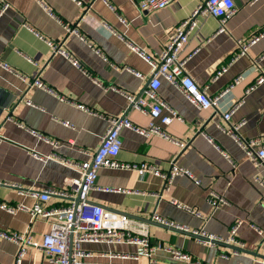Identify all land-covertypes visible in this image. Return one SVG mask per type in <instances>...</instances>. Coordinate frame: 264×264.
Returning a JSON list of instances; mask_svg holds the SVG:
<instances>
[{
	"label": "crops",
	"instance_id": "crops-1",
	"mask_svg": "<svg viewBox=\"0 0 264 264\" xmlns=\"http://www.w3.org/2000/svg\"><path fill=\"white\" fill-rule=\"evenodd\" d=\"M6 1L10 8L0 19V62L11 71L0 70V89L9 99V108L0 116V133L5 138L0 145V204L33 208L38 199L22 192L65 189L66 180L77 177L57 161L40 157L57 155L88 161L87 153L99 149L109 119L126 116L136 127H149L150 116L129 109V97L146 89L152 69L130 49L129 43L159 57L176 27L207 0H173L165 9L151 13L140 12L138 3L142 0H108L113 9L102 0ZM234 3L236 13L223 33H218L217 19L197 17V28L180 59L192 56L186 71L197 83L208 87L209 96L221 94L243 76L241 83L217 109L198 110L175 84L159 77L160 98L182 121L166 125L158 119L155 124L183 146L156 135L148 138L131 129L121 131L120 163H145L164 173L175 163L200 181V186L188 177H177L167 191L161 177L139 175L133 170L101 169L98 189L88 198L90 204L148 224L156 251L151 261H137L136 245L84 243L83 250L90 255L86 264H187L173 259L164 250L167 247L184 251L199 264H264V236L251 227L264 232V189L254 182L257 177L264 180V168L257 169L219 127H230L223 115L243 101L231 122L245 121L240 131L246 139L264 136V83L246 95V90L264 77V0ZM260 35L263 37L249 47L247 54L233 62L241 51L238 41L248 44ZM73 60L80 67L74 66ZM225 67L227 71L217 77ZM35 79L58 96L37 87L30 89L28 83ZM27 101L34 106L27 105ZM168 115L164 110L162 116ZM211 192L227 203L214 210L207 203ZM172 200L198 211L208 217L207 221L172 205ZM67 204L53 197L48 206ZM154 215L187 227L189 232L203 229L222 237H228L236 221L243 220L238 231L243 247L205 246L194 236L161 227L152 220ZM0 230L27 234L39 242L49 226L41 218L32 221L29 212L12 215L0 209ZM17 253V245L0 238V264H15ZM22 264L51 263L41 251L28 247Z\"/></svg>",
	"mask_w": 264,
	"mask_h": 264
},
{
	"label": "built area",
	"instance_id": "built-area-1",
	"mask_svg": "<svg viewBox=\"0 0 264 264\" xmlns=\"http://www.w3.org/2000/svg\"><path fill=\"white\" fill-rule=\"evenodd\" d=\"M102 1L113 9L108 3V0ZM172 1L173 0H142L138 3V9L142 13H151L165 9ZM9 8L10 3L6 0H0V19L6 14ZM235 13L236 7L234 0H207L194 11L190 18L176 27L174 34L170 37L168 45L159 57L148 54L138 46L129 43L130 49L148 63L152 69L151 79L146 89L137 96L129 97V109H136L150 116L152 121L149 127L146 129L136 127L126 116L109 119V129L102 137L99 149L94 153H87L89 156L88 161L78 162L67 160L61 157L59 158L57 155H53L54 157H40V159L46 158V160L57 161L64 167L75 172L77 177L68 178L65 183L67 188L65 189L44 190L41 193L33 191L22 192L23 194L32 195L38 199V203L33 208H28L23 204H19L18 206L0 204V209L9 214L15 215L21 211L29 212L32 221L41 218L45 220L49 226L48 233H46L39 242L34 241L33 238L27 236V234L11 233L0 230V238L18 246L15 264H22L28 247L41 251L49 259L51 264H86L85 259L90 255L83 250L84 243L136 245L137 252L134 258L137 261L141 259H148L151 261L153 259L156 249L151 245L148 224L134 220L125 214L109 211L101 206H94L90 204L88 198L93 190L98 189L97 180L99 171L103 168L133 170L138 172L139 175L151 174L155 177H161L165 180V189L167 191L170 190L174 179L177 177H188L193 180L196 185L200 186V181L196 180L189 171L175 163L172 164V167L166 173L161 172L156 166L145 163L141 165L120 163L117 157L122 149L121 131L122 129H131L135 133L148 138L156 135L173 141L178 145H182L169 137L163 132L161 127L155 124V121L158 119H161L162 123L166 125L171 124L175 120L182 121L178 114L168 108L165 102L160 98L158 93L161 87L159 77H164L167 81L175 84L186 100L198 110L217 109L221 100L226 97L236 85L241 83L243 76L237 77L230 87L221 94L209 96L206 93L208 87L197 83L186 71V64L192 56L182 60L180 59V54L188 44L191 33L197 28L198 24L196 19L198 16H210L217 19L220 25L218 33H223L226 31V24ZM120 21L127 25L124 19H120ZM68 31H70V29H68ZM112 33L117 35L115 31H112ZM261 37H263V35L253 39L248 44H243L241 40L238 41L241 51L233 62L245 56L249 47L256 44ZM49 45L52 46V43H49ZM59 53L65 57L68 56L67 53L63 51H59ZM261 60H264V56L261 57ZM72 62L74 66L80 67L77 61L73 60ZM1 69L11 71L7 64L0 62V70ZM226 71L227 67L223 68L218 73L217 77ZM22 80L26 81L25 78H22ZM263 83L264 77H260L255 85L246 90V95H249L257 86ZM28 84L30 89L37 87L58 96L52 90L48 89L40 79L30 81ZM59 99L61 101H67L64 97H59ZM243 103V101L236 103L230 111L223 115V118L230 124V127L224 128L222 125H219V127L246 153L249 161H251L257 169H261L264 168V136L250 140L246 139L240 131L245 125V121L238 124L231 122L233 114ZM26 104L34 106L31 101H27ZM164 110L169 112L168 116H162ZM204 136L210 143H213L212 139L205 134ZM4 140L5 138L0 133V145ZM45 140L54 147H59L57 143L49 139ZM217 149L220 150L219 147H217ZM222 154L231 161L226 153L222 152ZM254 182L264 189V180L257 177ZM99 190L105 192L117 191L104 188H100ZM53 197L64 199L68 204L64 207H49L48 203ZM207 203L212 206L214 210H217L227 202L221 195L211 192L208 195ZM171 204L204 221L208 219V217L204 218L198 211L177 203L174 200L171 201ZM152 220L170 228L189 232L187 227L163 219L158 215H154ZM243 224V220H237L231 227L228 237L210 234L203 229L195 230L191 233L197 237L201 244L208 247L226 244L241 248L243 244L239 240L238 231ZM251 227L260 236H264V232L258 227L254 225ZM164 250L171 254L172 258L177 261H182L187 264H199L193 262L191 256L180 249L167 247ZM262 263H264V259Z\"/></svg>",
	"mask_w": 264,
	"mask_h": 264
},
{
	"label": "water",
	"instance_id": "water-1",
	"mask_svg": "<svg viewBox=\"0 0 264 264\" xmlns=\"http://www.w3.org/2000/svg\"><path fill=\"white\" fill-rule=\"evenodd\" d=\"M5 94H4V91L2 90V89H0V116H1V114H2V112L4 111V110H7L9 107V105H8V98H7V96H4ZM161 227H164L165 229H169V227H166V226H164V225H161ZM170 229H172V230H175V231H177V232H181V233H186V234H188L189 236H194V237H196L195 235H193L191 232H185V231H181V230H177V229H174V228H170ZM197 238V237H196ZM233 249H235L236 251H240L239 250V248H235V247H232Z\"/></svg>",
	"mask_w": 264,
	"mask_h": 264
}]
</instances>
